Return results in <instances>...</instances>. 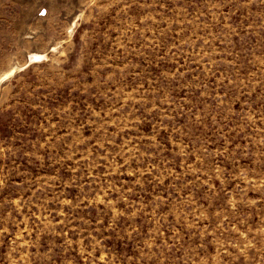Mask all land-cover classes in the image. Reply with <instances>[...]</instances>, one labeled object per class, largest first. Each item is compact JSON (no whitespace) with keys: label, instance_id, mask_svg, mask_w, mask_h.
<instances>
[{"label":"rangeland","instance_id":"obj_1","mask_svg":"<svg viewBox=\"0 0 264 264\" xmlns=\"http://www.w3.org/2000/svg\"><path fill=\"white\" fill-rule=\"evenodd\" d=\"M0 264H264V0H0Z\"/></svg>","mask_w":264,"mask_h":264}]
</instances>
